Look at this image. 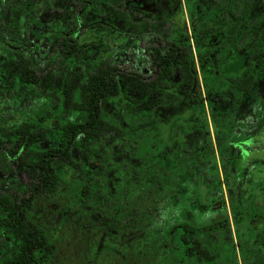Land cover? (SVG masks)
Returning <instances> with one entry per match:
<instances>
[{
    "label": "trees",
    "instance_id": "1",
    "mask_svg": "<svg viewBox=\"0 0 264 264\" xmlns=\"http://www.w3.org/2000/svg\"><path fill=\"white\" fill-rule=\"evenodd\" d=\"M26 1L24 8L29 7L30 9L34 0ZM88 1L92 5L95 3L93 0ZM185 2L194 31L197 62L189 44V37L184 31L182 45L172 43L165 54H162L157 47L152 48L155 51V62L154 75L151 80H147L137 72H127L107 62L93 61L89 64L87 61L86 65L81 66L82 61H73L74 52L80 49L66 39L62 40V45L70 52L66 57L71 62L65 61V65H62L64 69L59 72L48 70L37 75L27 57L11 51L0 41V75L3 78V89L15 90L19 95L37 93L43 99L38 118L12 124L3 130L0 127L3 144L6 145L8 142L12 153L21 150L22 160L38 168L37 181L30 182L28 190L36 193L43 192L47 195L57 188L61 176L55 170L53 160L55 157H60L73 163L71 147L78 135H82L85 141L91 143L103 132L119 129L118 125L105 118L102 108L103 101L113 99L127 115L142 119L157 104L173 100L170 78L174 69L179 70L181 78L179 88H182L184 84H190L192 77L198 76V70L206 87L208 83L217 78V72L220 78L225 77L222 65L225 41H221L222 46L218 48V51H213L206 45L211 27L220 26V31L225 32L223 27L228 18L225 12V0H185ZM108 9L125 25H131L126 10L109 3ZM232 10L237 11L238 5ZM12 11V19L16 24L24 20V11L20 7L14 5ZM255 16L256 12L250 14L247 10L248 25L253 23L252 18L264 19L263 16ZM207 21L211 27L208 26ZM200 24H203L202 28ZM135 27L137 29L140 25L136 24ZM232 29L233 25H231ZM247 35L250 36L249 29ZM176 36L180 37L178 34ZM1 51L6 54L1 55ZM252 52L253 57L243 73L229 76L232 88L236 92L250 90L256 80L257 72L264 69V45L262 44L261 48H254ZM71 64L73 67L67 71L66 68ZM68 115L80 116V118L73 119ZM214 131L217 136H222V129L215 128ZM221 142L219 159L224 166L223 173L226 176L231 174L236 178V184L229 185L227 189L231 219L225 214L226 216L222 219L195 228L194 235L197 234V238L192 237L195 243L191 245L189 241L188 247H185L180 246L178 237L180 226L176 217H173L176 221L168 225L166 234L170 241L169 249L179 258L180 264H190V259L201 264H212L217 258L216 249L214 253L209 250L201 235H208L216 242L221 239H218L217 232L225 227L229 228L231 221L236 235L240 234L238 248L244 258V264H250L251 257L247 253L248 250L255 258L264 260V186H257L258 183L252 184V182L244 184L246 181L244 169L237 165V160L235 161L233 154L229 153L227 143ZM45 144H48L47 147L44 146ZM154 157L158 159L159 155ZM75 167L80 169L85 176L78 191V200L81 202L93 199L105 201L106 195L103 193L100 178L91 167L77 164ZM0 168H7L2 151H0ZM214 168L218 170L216 161ZM158 170L157 167L150 171L148 178L153 184L159 181ZM248 172L249 170H246L245 173ZM178 173L181 178L190 174L185 170H179ZM254 174L257 173L254 172ZM253 186H257L258 191H254L257 189ZM185 190L186 185L181 181L175 182L171 188L172 194L168 193L171 207L175 209L179 194L184 193ZM262 194L263 199H260ZM20 201L15 202L7 194L0 192V232L5 231L14 243L13 252L10 255L0 256V264H45L53 256L56 247L45 229L35 224L29 215L32 207V193ZM198 208L203 211L208 206L199 202ZM183 224L185 228L190 226L185 222ZM232 245L233 251L228 255L227 263L238 264L236 249L234 244ZM246 260H249V263Z\"/></svg>",
    "mask_w": 264,
    "mask_h": 264
},
{
    "label": "rangeland",
    "instance_id": "2",
    "mask_svg": "<svg viewBox=\"0 0 264 264\" xmlns=\"http://www.w3.org/2000/svg\"><path fill=\"white\" fill-rule=\"evenodd\" d=\"M130 1L108 0L106 4L99 2L97 6H92L86 0H34L33 12L23 22L22 28L13 29L10 27V5H20L24 0H0V41L28 56L34 70L41 74L49 68L57 69L63 65L61 39L68 31L74 30L71 36H77L76 43H87L88 46L94 44L97 47L84 57L106 59L120 69L142 74L144 69H148L144 49L150 45H161V29L165 22L172 29L180 24L177 17L165 20L147 14L145 17L150 24L134 35L113 20L108 9L109 3L128 10L127 3L130 4ZM260 1L247 0L248 13L254 12L255 9L250 7ZM181 26L185 27L186 21ZM38 107L32 98L14 105L3 99L0 101V125L8 126L28 117H36ZM102 107L109 121L121 124L123 129L140 131L135 136L137 141L134 139L133 143L136 147L142 145L140 139L146 137L143 131L148 127V121L145 123L139 117L127 115L115 100L103 102ZM207 110L209 113L210 109ZM174 113L182 112L177 109ZM154 119L157 121L158 117ZM107 139L93 144L90 150L79 148L77 152V156L93 162L100 160V154L108 161L104 169L96 173L106 195L105 201L78 200L84 176L71 170L67 172L66 182L52 195L38 197L34 202L31 215L46 230L56 247L53 256L45 264H180L179 258L169 249L170 241L166 234L168 225L176 221L172 216L174 208L168 200L169 188L173 183L171 176L167 179L159 177L157 184L148 183L147 172L143 169H147L149 162L141 158L139 165L138 158L134 156V160L127 164V171L135 175L125 173L126 169L114 168L113 161L119 162L121 155L115 149V142H107ZM154 143L156 147L162 144L160 136ZM250 156L262 157L263 154L256 150ZM13 169L9 180L0 178V189L19 198L26 194L24 185L32 176L29 170L18 163L13 164ZM251 179L252 184L264 186V173L254 174ZM257 186L253 188L257 189ZM203 193L200 184V198L204 197ZM112 195H115V200ZM226 215L229 217L228 212ZM226 215L199 214L194 225L200 227ZM233 227L230 223L231 235L226 232V227L219 230L217 236L221 239L216 242L208 235H201L209 250L214 253L216 249L217 258L212 264H228V255L233 251L232 244L236 249L238 264H244L238 248L240 234L234 237ZM247 253L251 257L250 264H264V260L255 258L250 250ZM189 262L201 264L194 259ZM246 262L249 263V260Z\"/></svg>",
    "mask_w": 264,
    "mask_h": 264
},
{
    "label": "flooded vegetation",
    "instance_id": "3",
    "mask_svg": "<svg viewBox=\"0 0 264 264\" xmlns=\"http://www.w3.org/2000/svg\"><path fill=\"white\" fill-rule=\"evenodd\" d=\"M93 1L95 2V6H97L99 2L106 4L103 0ZM131 1L130 4L127 3L128 10L126 9L131 20V25H125L122 20L113 16L111 12L110 14L113 17V20L118 21L122 25L123 29L130 31L134 35L145 30L150 24L145 17L147 14L165 20L177 17L180 24L178 27L172 29L171 27L166 26V22L164 23V26L161 29L163 41H161L160 46L150 45L146 50L144 49L148 69H144L143 73L139 74L147 80H151L154 75L153 69L155 62V51L152 48L157 47L162 54H165L172 43L176 42V44L182 45V35L184 31L189 37V44L194 59L197 62L198 55L195 50L194 31L186 9L185 0H134L133 3H131ZM86 3L92 5L88 0H86ZM25 4H27L26 0L20 5H15L16 7H20L25 15L24 20L18 24L12 19V8L14 5H10L9 13L11 28H22L23 22L30 14H32L34 2L33 5L30 6V9L29 7L25 9ZM224 5L226 7L225 12L228 16L226 19V25L223 27L225 32L222 33V31H220V26L212 28L211 24L207 21L208 26H210L211 29H209L210 33L206 44L213 51H218V48L222 46L221 41H225V45H223L224 58L222 63L225 73L224 78H220V75L217 72V78L208 83V87H206L200 75V71L198 70V76H193L190 84H184L181 86L182 88H179L178 85L181 84L179 70L174 69L173 75L170 78L172 81L170 87L174 94V98L172 101L157 104L151 112H148L142 117L143 122L146 123L148 121L149 123L148 127L143 131L147 138L142 137L140 139L142 140L141 146L136 147L133 143L135 136L138 135L140 131H136V129H123L122 125L116 122L113 123L118 125L119 129L105 131L91 143L85 141L82 135H78L75 139V143L71 147L73 163L63 160L60 157L54 158L53 166L61 178L58 180L57 188L47 195L43 192L36 193L28 190L29 183L37 181L38 168L30 166L22 160L21 156L23 152L21 150L17 153H12L9 150L10 146L8 145V142H6V145L3 144L4 140L0 134V151L3 152V157L7 164L6 169L0 168V178L6 177L8 180L11 178V175L14 172V163H18L26 170H29L32 176L31 180L24 185L26 191L25 195L20 196L19 198H14L11 194L1 189L0 192L7 194L15 202H21L20 200L22 198L28 196L29 193H32V207L29 210V215L34 223L37 224L31 215L36 198L52 195L61 184L66 182L67 172H70L71 170L77 171L84 176V173L75 167L76 164L81 166L88 165L95 174L100 173L104 169L105 164H108V161L101 154L100 160L98 159L96 162H93L92 160H87L85 157L77 156V152L79 151V148L90 150L93 144L105 142V139L108 138L106 141H114L115 149L118 150V153L121 155L119 162L113 161L114 168L126 169L125 173L133 176L135 173L127 171V164L132 162L134 157L138 158L139 165L141 158L147 159L149 162L146 167L147 169L143 170L147 172L146 179L148 183L153 184L148 177L150 171L158 167V176L161 179H167L168 176H171L170 179L173 180L172 186L175 182L179 183L180 181L182 184L186 185L185 192L179 194L177 206L172 215L173 217H176L178 225L180 226L178 235L180 246L188 247L189 241L191 245L195 243L194 238H197V234H194L196 233L195 228H197V226L194 225V221L197 219V215L211 213L221 217L228 212L229 219H231L227 189L229 185H232L233 183L236 184V178L231 174L226 176V174L223 173L224 166L219 159V147L222 143L221 141L227 143L229 146V153L233 154L235 161L237 160V165L244 169V178L246 177L244 184L253 180L251 179V176H254V172L257 174L264 173V69L257 72V77L252 88L247 91L243 90L236 92L232 88L229 76L243 73L253 57L252 50L254 48H261L262 44L264 45V19L258 20L252 18L253 23L248 25L247 0H225ZM237 5L238 10H232V8H235ZM252 8H254L255 11L251 12V14H255L256 12L255 17H264V1L261 0L257 4H254L253 7H250V9ZM0 15H2L1 8ZM185 21L186 26H181L184 25ZM136 24L140 25L137 29L135 27ZM231 25H233L232 30ZM200 26L202 28L203 24H200ZM248 29L250 32L249 37L247 35ZM72 32L74 33V30L68 31L61 40L66 39L80 49L77 52H74L73 61H82L80 63L81 66L86 65L85 63L87 61L89 64H92V62L95 61L96 63L107 62L113 65L106 59L84 57L85 54L92 51L91 49L97 47L94 44L88 46L87 43L84 45L76 43L77 36L74 35V37H72ZM177 34L180 37H177ZM102 37L103 36H101L100 39H102ZM3 46H7L11 51L27 57L31 63L30 58L17 48L10 47V45L7 44H4ZM62 49L63 64L65 61H68V63L71 62V60L66 57L70 52L64 49L63 45ZM5 54L6 52L1 51V55ZM31 67L34 70L32 63ZM72 67L73 64L68 66L66 70L68 71ZM63 69L64 68L60 66L57 69L49 68L45 72L48 70L59 72ZM34 72L37 75L45 73L43 72L39 74L35 70ZM260 84L262 85L261 87H259ZM3 87V78L0 75V101L5 99L6 102L14 105L24 99L32 98L39 106L35 111L36 117H28L12 124H17L30 118L34 119L40 116L38 111L43 103L42 96L37 93H33L32 95H28L27 93L19 95L15 90H6L3 89ZM175 108L179 109L182 113H174L177 111ZM207 109H210L209 113ZM70 116L71 115H68L69 118ZM71 117L73 119L80 118V116ZM155 117H158L157 121H155ZM12 124L10 123L8 126L0 125V127L3 130V128H8ZM215 128L223 130L222 136H217V133L214 131ZM157 135L160 136L162 142L158 147H156V144L154 143L159 139V136L157 137ZM135 140L137 141V139ZM47 145L48 144H45L44 146L47 147ZM256 150L261 152L263 156H250ZM141 153L144 154L141 155ZM157 154L159 155V158L155 159L154 156ZM160 161H162V163ZM215 161L218 165L217 171L214 168ZM255 161H257V165L255 164ZM179 170H185L190 174H187V177L185 178H181V175L178 173ZM246 170H249V172L245 173ZM200 184L204 191V197L201 198L199 196ZM4 186L5 185L3 184V187ZM172 186L169 188L171 194ZM262 196L263 194L260 195V199L263 198ZM112 198L115 200V195H112ZM225 199L227 200V203H225ZM168 200L170 202V199ZM199 202L203 203L205 206L207 205L208 208L200 211L198 208ZM184 222L190 226L185 228V225L183 224ZM230 223L232 224V221ZM230 229V227L227 228L226 232L231 235L232 231ZM233 232L235 237L236 232L234 227ZM13 248L14 243L6 235L5 231L0 232V256L5 257L10 255L13 252Z\"/></svg>",
    "mask_w": 264,
    "mask_h": 264
}]
</instances>
